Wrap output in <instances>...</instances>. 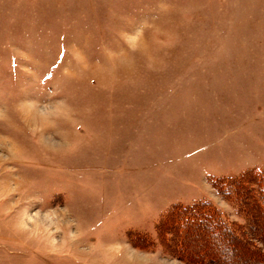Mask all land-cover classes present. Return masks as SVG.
<instances>
[{
  "label": "rangeland",
  "instance_id": "rangeland-1",
  "mask_svg": "<svg viewBox=\"0 0 264 264\" xmlns=\"http://www.w3.org/2000/svg\"><path fill=\"white\" fill-rule=\"evenodd\" d=\"M256 170L264 0H0V264H188L169 213L204 200L236 239L188 252L264 264L215 186Z\"/></svg>",
  "mask_w": 264,
  "mask_h": 264
},
{
  "label": "trees",
  "instance_id": "trees-1",
  "mask_svg": "<svg viewBox=\"0 0 264 264\" xmlns=\"http://www.w3.org/2000/svg\"><path fill=\"white\" fill-rule=\"evenodd\" d=\"M255 173L256 176H252V178L250 177L249 179L258 187V189H255L256 191L249 188V181L246 178L216 179L215 186L218 189L221 188L227 195H233L236 199L240 200V203L246 206L244 212L248 215H250L251 208L255 209L251 214L252 219H250V227L253 228V224L256 230L262 231L261 229H264V225L263 227L259 225L261 224L259 223L261 220L258 221V217L260 214L264 215V173L257 170ZM169 214L170 219L174 217L177 218L175 227L178 226L179 230L185 227V233L183 232L185 234L184 237L188 238L187 236H189V239L184 240V243H181L178 247V251H180L181 247L185 251L181 253V255L188 264H234L224 261L223 250L214 248L209 244L200 247L213 254L212 257L205 256L202 258L200 253L188 252L189 248L200 245L196 240H193V237L195 238L199 235V231H202L209 239L216 238L218 235L222 239L231 237L236 239V237L233 236V223L218 205L212 201L204 200L192 205L174 206ZM187 226L188 229L186 228ZM257 236L258 240H260V244H262L264 248V235L257 234ZM224 244L225 243H223V245ZM253 250H255L263 263L264 251L256 247H254ZM231 256L240 257L236 251H233ZM220 259H222V261Z\"/></svg>",
  "mask_w": 264,
  "mask_h": 264
}]
</instances>
